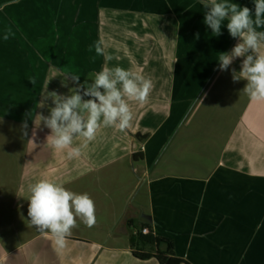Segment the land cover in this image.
<instances>
[{
	"label": "crops",
	"instance_id": "obj_1",
	"mask_svg": "<svg viewBox=\"0 0 264 264\" xmlns=\"http://www.w3.org/2000/svg\"><path fill=\"white\" fill-rule=\"evenodd\" d=\"M229 2L254 15V0ZM205 11L199 0H0V208L28 213L30 186L40 180L130 193L106 201V218L120 225L113 234H126L123 246L75 231L57 251L24 216L7 218L0 264H158L133 256L154 249L131 242L142 228L172 240L189 264H264V101L233 79L242 58L219 70L218 55L238 40L226 26L213 36ZM9 27L15 35L4 40ZM97 41L103 55L88 51ZM117 66L154 85L147 102H130L128 129L102 126L72 159L46 143L42 124L37 147L28 143L35 115L53 107L42 103L47 92L71 94L72 75L83 84ZM7 193L12 202L3 201Z\"/></svg>",
	"mask_w": 264,
	"mask_h": 264
},
{
	"label": "clouds",
	"instance_id": "obj_2",
	"mask_svg": "<svg viewBox=\"0 0 264 264\" xmlns=\"http://www.w3.org/2000/svg\"><path fill=\"white\" fill-rule=\"evenodd\" d=\"M199 3L206 10L204 23L213 36L221 35V28L226 26L229 35L238 40L230 52L218 55L219 70H228L234 60L242 58L239 75L234 72L233 79L247 82L244 91L251 100L264 101V54H260V49L264 48V30H261L264 29V0H254V15L249 8L229 0H199ZM14 35L9 27L2 38L8 40ZM93 50L97 56L103 55L102 42L90 45L88 51ZM92 59L94 61L95 57ZM70 79L76 85L70 89L71 94L47 92L42 103L50 99L53 107L47 116L35 115V127L28 141L33 148L37 147L34 143L36 128L42 124L50 132L46 143L66 152L68 159L80 157L81 147L93 141L102 126L120 131L128 129L134 118L130 102H147L154 86L150 78L119 66L103 68L94 74L91 82L81 84L80 77L75 74ZM29 83L35 85V78ZM27 128V123L22 122L23 136L28 135ZM77 138L84 142L81 146H73ZM28 201L30 224L37 231L50 235L57 251L66 246L72 229L78 226L77 218L88 227L94 226L96 221L94 201L87 193L69 191L50 180L31 185Z\"/></svg>",
	"mask_w": 264,
	"mask_h": 264
},
{
	"label": "rangeland",
	"instance_id": "obj_3",
	"mask_svg": "<svg viewBox=\"0 0 264 264\" xmlns=\"http://www.w3.org/2000/svg\"><path fill=\"white\" fill-rule=\"evenodd\" d=\"M66 182H64L65 185ZM104 190H97L96 191H83V192H75V193H87L90 198L94 201V205H95V217H96V225L92 226V227H88L86 226V224L84 222H82V220L80 219L78 221L79 218H77V227L72 229V234H75V231H78V233L81 236H86V237H90L92 238L93 241L106 246V243L108 244H114V246H123L125 240L126 239V234H118V237H116L113 233L115 230H117V232L120 230V225L117 223H113V221L110 222V220H108L106 218V201L109 202H115L116 198H121V196H125L128 195L130 193H126V192H116L117 194H119V196L115 195V193H109L106 195V189L103 188ZM67 190L70 191V189L68 188ZM135 192L132 193V198L130 197L131 201H134L135 198ZM109 195V196H108ZM12 196V195H11ZM8 197H10L8 195V193L4 196L3 201L6 203V200H9ZM12 199V198H11ZM2 200V199H1ZM13 201V200H12ZM10 201V202H12ZM117 210H119V208L117 207L114 212H116ZM23 213V209H18L17 211H13V212H9L8 209H4V208H0V220H15V223H17V218H22L24 216V218H26L27 220H30V218L28 217V214L25 212L24 215ZM118 226V227H117ZM31 227L34 228L35 231L36 228L35 226ZM146 246H144V249Z\"/></svg>",
	"mask_w": 264,
	"mask_h": 264
},
{
	"label": "trees",
	"instance_id": "obj_4",
	"mask_svg": "<svg viewBox=\"0 0 264 264\" xmlns=\"http://www.w3.org/2000/svg\"><path fill=\"white\" fill-rule=\"evenodd\" d=\"M132 239L131 242L133 243L137 242L143 246L154 248L152 253L133 251V256L139 260H149L153 258L158 264H189L175 256L173 242L168 238L153 236L148 230L146 234H143L141 231L134 234ZM161 247H163V249H161Z\"/></svg>",
	"mask_w": 264,
	"mask_h": 264
},
{
	"label": "built area",
	"instance_id": "obj_5",
	"mask_svg": "<svg viewBox=\"0 0 264 264\" xmlns=\"http://www.w3.org/2000/svg\"><path fill=\"white\" fill-rule=\"evenodd\" d=\"M141 232H142L143 234H146V233H148V230H147L146 228H143V229L141 230Z\"/></svg>",
	"mask_w": 264,
	"mask_h": 264
}]
</instances>
